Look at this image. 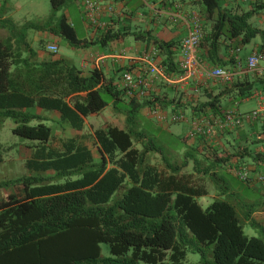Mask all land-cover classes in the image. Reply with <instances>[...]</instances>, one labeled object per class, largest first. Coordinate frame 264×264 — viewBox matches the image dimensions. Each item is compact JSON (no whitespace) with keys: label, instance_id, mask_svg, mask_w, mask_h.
<instances>
[{"label":"trees","instance_id":"obj_1","mask_svg":"<svg viewBox=\"0 0 264 264\" xmlns=\"http://www.w3.org/2000/svg\"><path fill=\"white\" fill-rule=\"evenodd\" d=\"M201 1L203 14L213 19L200 43L206 46L205 58L212 59L227 39L239 38L242 43L257 35L264 39V30L250 22L263 4L238 10L223 6L222 0ZM65 2L49 0L52 15ZM56 26L59 30L53 32L70 46L87 44L77 39L63 15ZM26 27L44 29L30 22L12 23L8 35L0 38V129L9 118L12 132L30 141L25 165L31 170L0 180V189H20V194L8 193L0 199V264H264V224L253 216L264 210V200L239 198L224 175L236 176L232 168L245 166L250 177L245 182L250 183L264 172V166L251 171L245 164L248 157L264 162L263 153L252 152L249 146L264 144L257 130L264 128L258 122L264 119L242 117L239 125L218 129L213 136L221 138L243 125L249 127L246 134L239 131L238 137L224 138L218 146L200 134L193 136L202 141L195 145L186 146V139L178 137L177 147L165 146L130 123L142 108L182 113L174 110V99L154 95L138 99L106 81L101 69L83 75L64 57L38 59L22 33ZM124 35L107 30L102 38ZM130 35L163 51L161 62L167 70L173 69L170 47L175 41H161L151 30ZM226 84L222 92L238 102L250 97L254 88L264 91V75ZM218 97L203 101L199 108L193 106V111L204 112L193 118L206 114L221 118L231 108L220 106ZM109 103L115 114L125 116V127L109 124L93 131L96 158L77 135L61 138L62 148H53L49 141L54 128L45 116L30 110L34 106L57 110L60 123L81 130L83 117ZM232 110L245 115L252 109ZM252 121L257 123L250 126ZM254 128L248 145V132ZM3 151L0 141V162ZM152 154L159 156V162H152ZM189 166L190 170H183ZM206 180L217 197L203 208L196 197L208 193ZM244 223L257 235H247ZM101 243L108 245L109 255L101 253Z\"/></svg>","mask_w":264,"mask_h":264},{"label":"crops","instance_id":"obj_2","mask_svg":"<svg viewBox=\"0 0 264 264\" xmlns=\"http://www.w3.org/2000/svg\"><path fill=\"white\" fill-rule=\"evenodd\" d=\"M73 1H75L76 5H78L81 19L86 26L84 37L81 38L77 36L74 25H72V23L70 22L71 20L68 12L62 10L59 15H52L51 13V17L55 18L56 22L46 29L40 30L43 31L42 36L47 37L48 41H45V39L43 38V48H45V50H39L37 48L35 49L37 51L38 59L60 57V55L58 54L59 42L64 39L58 33H54L52 29L57 31L59 30L56 26L57 20L59 16L63 15L67 19V22L73 27L77 39L85 40L87 42L85 46L75 47L76 49H79V54L78 64L74 65H76L81 70L83 75H89L90 71L93 68L101 69L106 81L111 80V82L118 88H122L121 74L124 70L130 69L136 74L140 72L142 75L146 76L147 79L150 78L151 74H146L147 65L143 64V62L140 61L139 58H142L144 50H149L154 45L151 42L149 43V45H147L144 41L135 40L134 37L130 34L132 32L151 30V35L161 41L176 42L174 46L170 47L172 51L171 59L175 63V66H173L174 70H167L165 68L164 72L151 76L149 85L146 88H143V86L136 87L134 95L138 99H143L151 95L165 96L167 100L174 99V102H176V104H174V110H181L184 115L187 112V129L185 128L184 131L176 134L180 138V140L183 138L186 139V146L191 144L195 145L197 144V142H202L201 140H199V137L193 138L189 136L190 138L188 139V131L191 128V120L193 116H196L195 114L204 113L197 112L196 110L193 111V106L199 108L200 104L203 101H206L216 95L219 96L217 98V102L220 104V106H225L226 108L231 109H235L236 105L238 106V102H234V100H236L235 98L231 99L230 95H228L226 91L222 92L225 88V85L228 84L224 83L218 78L211 77L204 73L198 74L188 81H181L178 77L179 70L177 61L179 59V54L177 44L179 40L186 35L187 31L192 25L193 19L191 17V14L194 13L198 16L199 23L204 35L211 30L213 19L208 18L205 14H203L202 9L204 5L202 4L201 0H137L136 2L138 4L134 2L131 5L128 4L130 0H97L99 4L102 5V10L98 18L105 23V26L100 29L92 28L85 21L81 12L82 9L79 0ZM222 1L223 6L227 8L231 6H237L238 10L239 7L242 8L246 6L247 8L249 6H253L254 3L264 5V0H248L246 1L248 2L247 4H244V2L241 0ZM22 6L23 5L20 0H0V28L3 29L6 34H8V29L11 28L12 23L20 25L22 24V22H24L18 15V12L19 10H21L20 8H22ZM109 6L112 8V10L108 9ZM144 6H146V9H144ZM254 16L257 17L256 21L255 19L252 21V18ZM254 16L250 19L252 25L264 30V7L260 9ZM107 30H109L110 33L125 32L126 35L119 38L114 37L112 39L109 38L103 40L102 35ZM50 44H55L57 46L56 52H52L48 49V45ZM99 49L101 50L99 51ZM122 50H124V53L119 55V52H121ZM262 50H264L263 38L261 41L254 40L252 42L249 41L248 43H242L240 42L239 38H234L230 40L227 39L225 42H223L216 55L212 56V59L205 58L206 46H204L203 44H200L198 48V55L203 58V60L209 67L222 66L229 70L232 74L231 82L245 80L251 81L263 77L264 63L260 61L257 70H249L246 66V58L252 51ZM163 58H165V56H163V51H159L157 49L156 59L161 60ZM65 59L69 60L68 57ZM259 88H254V93L248 98L256 99V107H264L263 101L260 100V96L264 93V91H260ZM109 104L111 105V103ZM30 110L32 112L45 116L47 118L46 122L50 123V125L59 133H75L77 131H82L84 128H87V126L90 125L89 120H87L86 118L87 116L83 117L82 129L76 130L67 122H59L60 113L57 110H46L37 106L31 107ZM163 111L168 113L172 111V109L167 108L163 109ZM109 118L111 121V116ZM119 118L121 121L120 123L122 124H112L107 120L104 121V124L99 125V127H103L108 123H111V125H116L119 128H124V120L122 119V117ZM57 121L59 123H57ZM258 122L260 124H264V121ZM256 123L257 121H252L248 124H251L250 126H254ZM99 127L95 126L94 129L90 128L91 133H93V131ZM248 129V126L243 125L239 129L231 131V133H223L221 138L215 135L213 136V139L212 137H207L206 139L207 141L209 140V142H211L213 145H217L219 144V141L224 138L232 139V137H238L239 134L237 132L239 131H243V133L246 134ZM253 131H255V128L248 132V139H246L245 142L248 145L250 140L249 138L253 136ZM262 136L264 137V134H262ZM179 143L181 142L179 141ZM259 145L262 146L261 150L264 155V144ZM249 146L250 148H252V150L260 148L258 147V145H253L252 147L251 145ZM95 147L97 148L96 144ZM93 156L96 158L98 155L95 156L93 154ZM246 159L249 160L248 165L251 171L261 169L262 166H264V162L254 160H251L250 162L249 157ZM259 189V192L264 197V186L262 185ZM257 213L263 214L264 218V210ZM253 216L257 218L255 214ZM261 217L259 216L260 220H258L264 224V220H262Z\"/></svg>","mask_w":264,"mask_h":264},{"label":"rangeland","instance_id":"obj_3","mask_svg":"<svg viewBox=\"0 0 264 264\" xmlns=\"http://www.w3.org/2000/svg\"><path fill=\"white\" fill-rule=\"evenodd\" d=\"M22 3V8L19 10L18 15L22 18L21 20L24 21L23 23H34L41 25L44 29L55 23V18L51 17V8L49 0H20ZM137 0H130L129 5L133 4ZM248 1V0H246ZM138 4V3H137ZM142 7V5H141ZM144 9H146V6H144ZM68 12L70 15V22L72 25H74V29L76 30L78 37H84V33L86 30L85 23L81 19V14L79 12V7L76 5L75 1L73 0H66L64 6L58 10L55 14L59 15L61 11ZM264 17V16H263ZM57 19V18H56ZM255 19L257 20V17H253L252 21ZM260 24V23H259ZM25 25V24H24ZM261 25V24H260ZM43 30V29H41ZM22 33L27 35V40L30 42L31 46L34 49H42L44 46L43 40L48 41L47 37L42 36L43 31L37 30L35 28L26 27L24 30H22ZM5 31L0 28V38L6 37ZM44 38V39H43ZM258 40L261 41L262 38L260 35H257L255 38L251 40ZM101 49H99L100 51ZM58 54L60 57L69 58L73 64H78V54L79 49H76L75 47L70 46L65 40H61L59 42L58 47ZM256 107V99L253 98H247L243 100H238V106H235V110L239 113H244L246 111H249L252 109H255ZM161 111V110H160ZM162 112H164L162 110ZM166 113V112H164ZM110 114V115H109ZM187 112L184 115V119L176 122H170V121H160L154 113L151 112L148 108H142L140 111H138L135 115V121L130 126L136 127L138 129L143 130L148 136L153 137L156 139V141L163 143L165 146L169 147H177L179 142H177L178 134L184 131V129H187ZM111 116V121L110 117ZM94 117V118H93ZM125 119V116L122 114L115 115L114 111L112 110V105L108 104L105 108H103L100 112L89 114L87 115V120H89V126L87 128H84L82 131H77L75 133L71 132L69 134L65 133H59L58 131L53 130V136L49 141V144L56 149H61V138L72 135H77L80 137L81 141L84 142L92 151L95 156L98 155V151L95 147L93 136L91 133L90 128L94 129L95 126L102 125L105 122L104 121H110L112 124H122L120 123V118ZM91 122V123H90ZM48 123V122H47ZM108 123L107 125L111 124ZM50 125V123H48ZM264 125V124H263ZM14 126V123L11 119L7 118L2 124V127L0 129V141L4 145V151H3V160L0 162V180L2 179H9L14 178L17 176H20L22 174H30L31 170H29L25 165V160L30 155V149L27 145H29L30 141L26 139H22L15 135L12 132V127ZM91 126V127H90ZM104 127V126H103ZM259 130L260 133L259 139L263 138L262 134H264V128L258 127L257 130ZM190 137L188 136V139ZM251 146L254 144L251 143ZM258 149H253L255 153L258 154V152H262L261 148L262 146L258 145ZM264 147V146H263ZM151 160L154 163L159 162V156L156 154L151 155ZM253 161V158H250ZM246 166L249 164V160L246 159L245 161ZM183 170H190V166L183 169ZM226 178L229 181L230 184V190L231 192L235 193L236 196L239 198L253 202V201H261L264 200V197L259 192V188L262 186V183L259 181H252L250 183H246L245 181L240 180L238 177L231 175V174H225ZM206 185L208 187V193L203 196L196 197L199 204L205 208L207 207L214 199L217 197L216 191L214 190L213 185L210 183L209 180H206ZM8 193H16L20 194L19 187H9L7 189H0V199L4 198ZM257 218L259 219V216L262 220L263 214L261 213H255ZM244 232L251 236V235H257V231L251 227L248 223H244L243 225ZM101 247V253L103 255H109V247L105 243L100 244Z\"/></svg>","mask_w":264,"mask_h":264},{"label":"built area","instance_id":"obj_4","mask_svg":"<svg viewBox=\"0 0 264 264\" xmlns=\"http://www.w3.org/2000/svg\"><path fill=\"white\" fill-rule=\"evenodd\" d=\"M79 3L81 5L83 18L92 28L100 29L105 26V23L98 18L102 10V5L99 4L97 0H79ZM108 9L112 10L110 6ZM191 17L193 19L192 25L186 35L179 40L177 45L179 54V59L177 61L179 79L181 81H188L194 76L204 73L211 77L218 78L224 83L231 82L232 74L229 70L222 66L209 67L203 58L198 55V48L203 38V31L198 16L192 13ZM48 49L52 52H56L57 46L55 44H50L48 45ZM123 53L124 50L119 52V55ZM156 56L157 48L153 46L149 50H144L142 58H139L143 64L147 65V73H145L151 74L150 78H148L149 80L140 72L136 74L130 69L122 72V87L125 89L127 95L133 96L135 94V88L138 86L146 88L151 81V76L164 72L165 65L161 60L156 59ZM260 61L264 63V51H252L246 58V66L249 70H257ZM260 100L264 103V93L261 94ZM151 112L154 113L160 121L176 122L184 118L182 113L173 112L168 114L158 111L156 108L151 109ZM242 117L248 120L264 119V107L259 106L245 115L236 114L234 110L228 109L223 113L221 118L211 114L194 117L191 120V128L188 131V136L193 137L200 134L209 138L213 136L218 129L221 130L225 127L233 128L239 125L242 122ZM231 171L242 181H248L250 178L245 166H234ZM254 179L261 182L264 186V172L256 174Z\"/></svg>","mask_w":264,"mask_h":264},{"label":"clouds","instance_id":"obj_5","mask_svg":"<svg viewBox=\"0 0 264 264\" xmlns=\"http://www.w3.org/2000/svg\"><path fill=\"white\" fill-rule=\"evenodd\" d=\"M204 34V33H203ZM204 36V35H203Z\"/></svg>","mask_w":264,"mask_h":264}]
</instances>
